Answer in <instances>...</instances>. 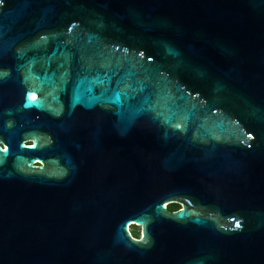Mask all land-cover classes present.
I'll return each instance as SVG.
<instances>
[{"label": "water", "instance_id": "95a60500", "mask_svg": "<svg viewBox=\"0 0 264 264\" xmlns=\"http://www.w3.org/2000/svg\"><path fill=\"white\" fill-rule=\"evenodd\" d=\"M0 264H264V0H0Z\"/></svg>", "mask_w": 264, "mask_h": 264}, {"label": "trees", "instance_id": "16d2710c", "mask_svg": "<svg viewBox=\"0 0 264 264\" xmlns=\"http://www.w3.org/2000/svg\"><path fill=\"white\" fill-rule=\"evenodd\" d=\"M179 207L177 206V205H168L167 207H166V210L168 211V212H173V211H176L177 209H178ZM138 235H134L133 234V237H137Z\"/></svg>", "mask_w": 264, "mask_h": 264}, {"label": "rangeland", "instance_id": "374dc122", "mask_svg": "<svg viewBox=\"0 0 264 264\" xmlns=\"http://www.w3.org/2000/svg\"><path fill=\"white\" fill-rule=\"evenodd\" d=\"M128 231L130 232V233H132V234H136V235H138L139 234V228H137V227H134V226H129L128 227Z\"/></svg>", "mask_w": 264, "mask_h": 264}, {"label": "flooded vegetation", "instance_id": "af4514ba", "mask_svg": "<svg viewBox=\"0 0 264 264\" xmlns=\"http://www.w3.org/2000/svg\"><path fill=\"white\" fill-rule=\"evenodd\" d=\"M131 234V236L133 237V234L132 233H130ZM134 238H138V236L137 237H134Z\"/></svg>", "mask_w": 264, "mask_h": 264}, {"label": "snow or ice", "instance_id": "6c2138e0", "mask_svg": "<svg viewBox=\"0 0 264 264\" xmlns=\"http://www.w3.org/2000/svg\"><path fill=\"white\" fill-rule=\"evenodd\" d=\"M237 227H239V225H237Z\"/></svg>", "mask_w": 264, "mask_h": 264}]
</instances>
